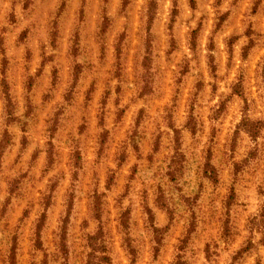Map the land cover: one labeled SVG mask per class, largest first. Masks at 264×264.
<instances>
[{
	"label": "clouds",
	"instance_id": "1",
	"mask_svg": "<svg viewBox=\"0 0 264 264\" xmlns=\"http://www.w3.org/2000/svg\"><path fill=\"white\" fill-rule=\"evenodd\" d=\"M60 3L0 0V264H264V0Z\"/></svg>",
	"mask_w": 264,
	"mask_h": 264
},
{
	"label": "rangeland",
	"instance_id": "2",
	"mask_svg": "<svg viewBox=\"0 0 264 264\" xmlns=\"http://www.w3.org/2000/svg\"><path fill=\"white\" fill-rule=\"evenodd\" d=\"M189 2H190V4H191V6H192L193 8H195L196 3H197V0H189ZM128 3H129V0H120V6H121V8L126 7V6L128 5ZM147 5L150 6V10H149V14H148V15H149V24H150V23H151V19L153 18V13H154V11H155L157 5L155 4V0H147ZM65 6H66V0H61L60 7H61V8H64ZM26 7H27V6H26ZM82 11H83V8H82V6H81V7L79 8V10H78V14H79V13H82ZM176 14H177V13L174 12V13H173V16H175ZM225 15H227V14H225ZM224 19H226V17H221V24L223 23V20H224ZM108 24H109V21H108L107 18H105V25H104V29H103L104 31L107 30ZM199 27H202V25L198 26L197 31H199ZM218 27H219V25H218ZM169 30H170V25H169ZM26 35H27V33L22 34V39H23V38H26ZM195 35H196V33L193 34L194 38H195ZM114 46L118 49V47H119V44H118V37H117V41L114 42ZM209 46H210V45H209ZM69 52H70V49H69ZM76 52H77V50L74 49L73 54H76ZM118 55H119V53L117 52V58H118ZM80 71H81L80 66H79V65L76 66V76H77V77L79 76ZM65 75L67 76L68 80L71 81V79H72V72H71V67H70V65H69V71H68ZM54 76H55V73H54ZM32 83H33V81L30 80V81H29V84H28L29 88H31ZM92 86H95V82L92 83ZM70 96H71V94H69V96L66 97V99H70ZM46 99H47V97H46ZM81 131H83V128L81 129ZM4 135L7 136V132H6V131H5ZM104 139L106 140V136L104 137ZM115 155H118V153H114V156H115ZM77 159H79V155H78V154H77ZM122 159H123V157H122ZM110 182H111V181H110ZM125 187H126V186H125ZM38 200H39V203H40V206H41V207L50 206V203H51L50 198H49V199H46V197H44V196H40V197H38ZM5 207H6V204H5ZM0 214H2V210H0ZM25 215H27V213H25ZM53 215H56V210H55V209H53ZM127 215H128V213H125V221H126ZM20 219H23V211H21ZM40 220H41V222H40V224H39V221H40ZM45 221H46V216L40 215V216L38 217V219H37V221H36L37 231H39L40 229H42L43 224H44ZM66 223H67V221H66ZM125 226H126V223H125ZM37 246H38V247L40 246V245H39V242H38V245H37Z\"/></svg>",
	"mask_w": 264,
	"mask_h": 264
},
{
	"label": "trees",
	"instance_id": "3",
	"mask_svg": "<svg viewBox=\"0 0 264 264\" xmlns=\"http://www.w3.org/2000/svg\"><path fill=\"white\" fill-rule=\"evenodd\" d=\"M253 130H254V128H253Z\"/></svg>",
	"mask_w": 264,
	"mask_h": 264
}]
</instances>
